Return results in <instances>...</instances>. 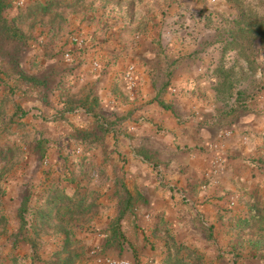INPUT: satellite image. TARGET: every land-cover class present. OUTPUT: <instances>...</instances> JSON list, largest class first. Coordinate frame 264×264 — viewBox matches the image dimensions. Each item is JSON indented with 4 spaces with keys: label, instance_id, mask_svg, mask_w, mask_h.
Returning a JSON list of instances; mask_svg holds the SVG:
<instances>
[{
    "label": "crops",
    "instance_id": "crops-1",
    "mask_svg": "<svg viewBox=\"0 0 264 264\" xmlns=\"http://www.w3.org/2000/svg\"><path fill=\"white\" fill-rule=\"evenodd\" d=\"M23 2L16 8L7 0L8 15L25 41L0 49V133L8 114L19 126L50 139L49 152L66 148L60 139L70 137L75 128L83 140L98 134V142L84 156L108 176L88 180L77 175L66 188L71 199L86 188L89 194L94 191L98 216L82 227H99V217L113 211L119 215L123 191L131 199L132 216L143 214L144 227H200L197 218L192 224L184 214L216 216L215 201L244 159L230 158L219 184L202 190V172L211 157L205 145L215 137L217 119L208 112L207 103L214 100L211 90L207 103L201 102L207 105V124L191 116L190 107L200 103L190 89L210 87L196 80V61L183 58L193 51L185 43L194 37L187 15L198 10L199 1ZM170 25L179 28L175 43L163 47L162 40L172 33L169 28L174 30ZM73 36L83 45L73 43ZM130 66L132 91L125 79ZM104 152H111V160L105 161Z\"/></svg>",
    "mask_w": 264,
    "mask_h": 264
},
{
    "label": "rangeland",
    "instance_id": "rangeland-1",
    "mask_svg": "<svg viewBox=\"0 0 264 264\" xmlns=\"http://www.w3.org/2000/svg\"><path fill=\"white\" fill-rule=\"evenodd\" d=\"M17 1L11 0L16 8ZM198 1V10L187 15L194 37L185 43L193 51L183 58L196 61V80L210 88L190 89L200 103L190 111L198 124H207L205 97L211 90L214 100L207 103L208 112L217 119L215 137L205 145L211 157L202 172V190L219 184L230 158L244 159L215 201L218 214L209 219L188 212L184 217L192 224L197 218L200 227L166 223L159 229L144 227L142 213L127 212L116 224L113 211L99 217V227H82L98 216L94 191L89 194L86 188L71 199L66 188L77 175L88 180L108 176L84 156L98 134L83 140L75 128L60 139L66 148L49 152L50 139L6 114L0 133V264H175L176 258L191 264H264V47L253 37L234 35L232 22L241 10L264 18V0ZM178 30L169 28L172 33L161 45L175 43ZM103 156L105 161L112 158L111 152ZM127 196L121 193V208ZM112 227H119V243L108 242Z\"/></svg>",
    "mask_w": 264,
    "mask_h": 264
},
{
    "label": "trees",
    "instance_id": "trees-1",
    "mask_svg": "<svg viewBox=\"0 0 264 264\" xmlns=\"http://www.w3.org/2000/svg\"><path fill=\"white\" fill-rule=\"evenodd\" d=\"M9 4L6 0H0V49L3 46H8L10 44L15 45L23 43L25 41V36L20 32L14 25V17L8 15ZM234 31L233 34H241L242 37L246 39L253 37L255 40L259 41L260 46L264 47V18H259L258 16H253L247 14L244 11H239L235 19L232 21ZM33 82L36 79L33 78ZM37 82H41L37 80ZM131 206V199L127 196L124 208L120 209L119 215L115 219V223L118 224L122 218L129 212ZM121 237L119 227H112L111 236L108 242H117ZM123 237V236H122ZM122 245L119 244V251L121 252ZM135 254V258H136ZM175 264H191V261L185 262L183 258H176Z\"/></svg>",
    "mask_w": 264,
    "mask_h": 264
},
{
    "label": "built area",
    "instance_id": "built-area-1",
    "mask_svg": "<svg viewBox=\"0 0 264 264\" xmlns=\"http://www.w3.org/2000/svg\"><path fill=\"white\" fill-rule=\"evenodd\" d=\"M210 2H215V0H210ZM23 4H24V2H23L22 0L17 1V6H18V7H22ZM71 41H72L73 43H77L78 45H83V42H84L81 38H79V37H77V36H73V37L71 38ZM64 58H65L67 61H70V60H71V57H70V55H69L68 53H66V54L64 55ZM93 67H94L95 69H97V68L99 67L98 63H97V62H94V63H93ZM133 71H134V67H133V66H130V67L127 68V70H126V72H125V79H126L127 82L129 83L130 88H133V87L135 86V84H134V78H133V76H132ZM76 153H77V154H80V149H77V150H76Z\"/></svg>",
    "mask_w": 264,
    "mask_h": 264
}]
</instances>
